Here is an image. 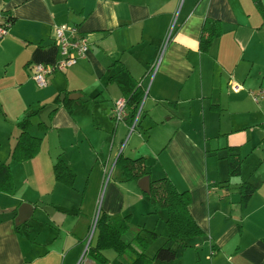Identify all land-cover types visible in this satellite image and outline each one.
Returning a JSON list of instances; mask_svg holds the SVG:
<instances>
[{
    "label": "crops",
    "instance_id": "obj_1",
    "mask_svg": "<svg viewBox=\"0 0 264 264\" xmlns=\"http://www.w3.org/2000/svg\"><path fill=\"white\" fill-rule=\"evenodd\" d=\"M177 5L178 0H0V24L9 23L0 37V163L8 165L14 186L13 195L0 193V264H79L108 171L99 212L130 216L125 242L138 228L157 234L146 251L152 257L165 241L166 213L143 196L141 179L121 177L115 167L120 154L144 158L148 181L167 178L177 191L189 193V214L204 235L187 242L182 264H264V0H185L148 81ZM207 18L220 22L221 36L201 54L198 40ZM61 24L76 27L89 50L39 89L33 67L58 60L54 27ZM135 86L144 97L126 154L130 110L119 123L112 111ZM257 93L262 96L254 101ZM27 112H38L28 133L41 145L33 159L17 163L10 159L19 135L15 124ZM39 123L47 129L39 130ZM135 137L161 147L156 164L139 154ZM228 147L238 148L242 159L235 178L227 173ZM58 161L74 174L71 188L54 179ZM243 183L255 191L241 209ZM22 204L29 208L18 213ZM18 215L23 220L16 224ZM95 238L96 233L92 245ZM102 254L107 264L116 258L110 250Z\"/></svg>",
    "mask_w": 264,
    "mask_h": 264
},
{
    "label": "trees",
    "instance_id": "obj_2",
    "mask_svg": "<svg viewBox=\"0 0 264 264\" xmlns=\"http://www.w3.org/2000/svg\"><path fill=\"white\" fill-rule=\"evenodd\" d=\"M221 36L220 22L207 18L204 20L198 40V49L201 54H207L214 40ZM120 75L119 77H121ZM144 97L143 90L139 86L125 98L126 107L130 110V120L136 114L138 107ZM67 103V102H66ZM70 112L69 108H67ZM54 110L49 113V118ZM38 112H27L15 126L19 130V135L15 145L10 151V159L17 163L27 162L33 159L39 152L41 140L29 135L30 119ZM38 129L45 131L47 126L44 123L38 124ZM228 155L227 173L229 178L240 175L242 159L237 154L238 148H227ZM115 167L125 181L138 182L148 173L145 170L144 158L130 160L121 154L117 157ZM56 182L71 188L74 183V174L61 162L58 161L52 168ZM255 188L243 183L239 187V205L244 209L249 198L253 195ZM0 193L13 195L14 186L7 164L0 163ZM159 210L165 211L164 221L166 237L164 243L156 249L152 257L146 255L148 245L158 239V235L138 228L129 242H125L122 237L130 228L131 218L127 216H108L99 212L95 223V242L88 244L85 255L95 264H107V259L103 256L104 251H113L116 258L112 264H182L184 251L189 247L188 241L203 237V231L190 216L188 207L191 197L187 191L179 192L167 178L149 181L148 192L144 193Z\"/></svg>",
    "mask_w": 264,
    "mask_h": 264
},
{
    "label": "built area",
    "instance_id": "obj_3",
    "mask_svg": "<svg viewBox=\"0 0 264 264\" xmlns=\"http://www.w3.org/2000/svg\"><path fill=\"white\" fill-rule=\"evenodd\" d=\"M8 25L9 23L0 24V37L4 36L7 33ZM169 40H170V34L166 35L162 49L154 65L152 66V69L150 71V75L152 73L151 79L152 76L155 75L159 67L162 52L164 51L166 44L168 43ZM54 44L58 49V54H59L58 60L52 65L37 64L33 67V73L31 79L36 85V87H38L39 89H43L47 86V78L51 74L55 72H63L68 68H71L74 65H76L79 61L85 59L87 52L89 50L87 39L79 33L76 27L68 26L66 24H61L54 27ZM234 89L238 90V87H235ZM260 96H262L261 93L254 94L253 100L257 101V99ZM142 104L143 101L140 103L136 114L131 120L129 132H132L138 123L142 110ZM125 116H126V102L124 99H118L114 104V108L112 111V119L116 123H119L124 120ZM98 215H99V208L98 209L96 208L92 219L91 229L89 228L90 231L88 235L86 248L94 236L95 223L98 218Z\"/></svg>",
    "mask_w": 264,
    "mask_h": 264
},
{
    "label": "rangeland",
    "instance_id": "obj_4",
    "mask_svg": "<svg viewBox=\"0 0 264 264\" xmlns=\"http://www.w3.org/2000/svg\"><path fill=\"white\" fill-rule=\"evenodd\" d=\"M185 5V0H178V5H177V8H176V11H175V14H174V17H173V20H172V23L169 27V30H168V34H170V37H172V35L174 34V31H175V28H176V23H177V20H178V17L181 15L182 13V9ZM167 45V44H166ZM152 75V73H151ZM151 75L148 79L151 80ZM133 131L132 132H128L124 142H123V147L126 148L125 149V153L127 154V150L128 148H130L132 146V139L134 137V133ZM132 135V138L129 140L130 136ZM135 142H137V145H138V150H139V154H142L144 155V157L146 156H149V159L151 160V163H157L156 161H154L156 159V154H158L160 148H157L155 147V144H153L152 146H150L153 142V140L150 142L149 146L146 145L147 143H145V138L143 137H140V138H136L134 139ZM134 141H133V144H134ZM109 175V171L107 172L106 176L103 178V181H102V185H101V188H100V191H99V194H98V197H97V201H96V208H100L102 203H103V197H104V194H105V188L109 182V179L110 177L108 176ZM111 175V174H110ZM115 176V171L113 172V177ZM92 219L91 218V221H90V225H89V228L91 229V225H92ZM90 231V230H89ZM89 231H88V235H89ZM88 235L85 239V245L83 247V252L80 254V257L77 261V263L79 264H85V262L87 260H89L86 256H84V251H85V248H86V245H87V241H88Z\"/></svg>",
    "mask_w": 264,
    "mask_h": 264
},
{
    "label": "water",
    "instance_id": "obj_5",
    "mask_svg": "<svg viewBox=\"0 0 264 264\" xmlns=\"http://www.w3.org/2000/svg\"><path fill=\"white\" fill-rule=\"evenodd\" d=\"M148 186H149V181H148V178H147V177L141 179V180L138 182V187H139V189H140L143 193H147V192H148ZM27 208H29V205H27V204H22V205L20 206L19 210H18V213H21V211H22L23 209H27ZM22 220H23V219L21 218V216L18 215V217L15 219V223H16V224H17V223H20V222H22Z\"/></svg>",
    "mask_w": 264,
    "mask_h": 264
}]
</instances>
